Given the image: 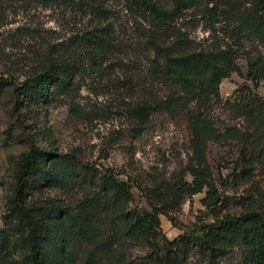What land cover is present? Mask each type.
I'll use <instances>...</instances> for the list:
<instances>
[{
    "label": "trees",
    "instance_id": "obj_1",
    "mask_svg": "<svg viewBox=\"0 0 264 264\" xmlns=\"http://www.w3.org/2000/svg\"><path fill=\"white\" fill-rule=\"evenodd\" d=\"M233 73L247 82L223 99ZM92 76L121 94L117 142L139 138L157 114L182 115L187 163L125 179L81 148L31 143L13 195L19 221L0 228V264H16L24 235L29 264H223L233 251L241 264H264V9L224 0H0V86L11 88L15 114L27 103L48 112L70 100L76 117L101 119L74 102ZM212 145L232 150L231 177L244 186L240 211L222 217ZM134 188L149 208L135 204ZM205 188L213 220L169 238L161 216L173 219Z\"/></svg>",
    "mask_w": 264,
    "mask_h": 264
},
{
    "label": "rangeland",
    "instance_id": "obj_2",
    "mask_svg": "<svg viewBox=\"0 0 264 264\" xmlns=\"http://www.w3.org/2000/svg\"><path fill=\"white\" fill-rule=\"evenodd\" d=\"M154 1L166 7L172 5V0ZM224 1L254 4L264 9V0ZM196 33H200V36L204 34L201 30ZM242 68L246 74L245 61H242ZM246 82L245 76L238 73L225 78L220 86L223 99L231 97ZM258 90L264 97V84ZM74 102L87 108H96L103 112V117L92 122L81 120L73 114L70 100L50 108L48 112L27 103L15 114L11 88L0 86V228L15 225L19 221L20 214L13 195L22 162L28 157L30 163L34 156L29 148L31 143L40 147L55 146L60 150L81 148L86 159L123 172L122 177L125 179L128 175L140 178L156 169L172 174L186 165L190 155L189 132L182 115L157 114L150 127L139 138L133 139L128 133L121 142H117L115 131L125 127L126 117L122 109L121 94L109 82L94 76L87 77ZM221 114L223 118H229L225 112ZM234 159L231 149L211 146L210 160L215 168L217 194L221 198L217 214L219 217L241 209L239 199L244 193V186L232 180ZM187 178L192 180L190 175ZM206 191L205 188L187 197L181 208L173 213V219L161 216L163 231L169 238L182 234L199 218L213 220L214 216L202 202ZM133 192L135 204L149 208L140 190L134 188ZM241 258L240 251H233L224 259L223 264H241ZM15 261L16 264H29L26 235L15 241Z\"/></svg>",
    "mask_w": 264,
    "mask_h": 264
}]
</instances>
